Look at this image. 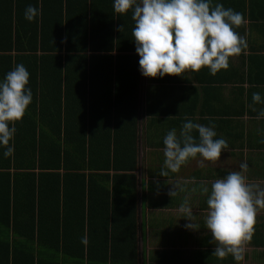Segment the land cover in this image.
<instances>
[{
  "label": "trees",
  "instance_id": "1",
  "mask_svg": "<svg viewBox=\"0 0 264 264\" xmlns=\"http://www.w3.org/2000/svg\"><path fill=\"white\" fill-rule=\"evenodd\" d=\"M134 27L114 0H0V79L25 63L34 96L0 147V264H140Z\"/></svg>",
  "mask_w": 264,
  "mask_h": 264
},
{
  "label": "crops",
  "instance_id": "2",
  "mask_svg": "<svg viewBox=\"0 0 264 264\" xmlns=\"http://www.w3.org/2000/svg\"><path fill=\"white\" fill-rule=\"evenodd\" d=\"M217 3L242 13L245 21L235 31L245 38L247 48L230 58L227 69L216 75L204 67L181 76H141L138 166L134 172L139 194L135 222L140 263L145 253L140 240L144 239L147 264H237L231 255L223 260L213 255L215 244L205 225L208 195L203 188L210 189L216 179L239 170L242 162L248 164L245 173L248 182L264 188V118L257 119L264 105L252 102L254 92L264 96V0H212L211 6ZM94 118L98 119L95 115ZM186 119L214 126L216 139H225L228 150L222 152L221 160L216 163L206 161L200 167L196 160H191L179 173L161 176L164 137L173 128L179 134ZM193 135L198 140V133ZM177 183L184 191L172 198L168 193ZM185 197L198 230L187 229L185 225L194 221L185 219L179 212ZM78 208L75 204L71 209L72 217H77ZM77 226L82 227L78 221ZM244 257L239 264H264V209L256 216Z\"/></svg>",
  "mask_w": 264,
  "mask_h": 264
},
{
  "label": "clouds",
  "instance_id": "3",
  "mask_svg": "<svg viewBox=\"0 0 264 264\" xmlns=\"http://www.w3.org/2000/svg\"><path fill=\"white\" fill-rule=\"evenodd\" d=\"M211 4L212 0H114L116 13L132 12L135 21L132 35L140 57L139 71L144 77L181 76L204 67L216 75L229 67L231 57L247 48L245 38L235 31L245 22L243 14L225 9L220 3L214 7ZM24 15L27 21L33 22L39 10L29 5ZM29 81L30 73L23 64H17L0 79V147L5 149V158L14 153L16 123L22 121L33 102ZM252 102L264 105V96L254 92ZM259 118H264V109L260 110ZM194 132L198 133V140ZM216 137L214 126L186 119L179 134L173 128L164 137V167L159 174L168 177L170 173H179L191 160H196L200 167L206 161H220L222 152L228 150V143ZM247 171L248 164L242 162L239 170L216 179L210 189L203 188L208 195L205 225L215 244L213 255L220 260L231 255L237 264L245 258L256 216L264 209V188L248 182ZM182 191L184 188L177 183L168 194L173 198ZM179 212L185 219L194 221L185 225L187 229L198 230L187 197ZM83 243H87L86 237Z\"/></svg>",
  "mask_w": 264,
  "mask_h": 264
},
{
  "label": "rangeland",
  "instance_id": "4",
  "mask_svg": "<svg viewBox=\"0 0 264 264\" xmlns=\"http://www.w3.org/2000/svg\"><path fill=\"white\" fill-rule=\"evenodd\" d=\"M143 139H144V137H143ZM142 139H141V137H140V141H141ZM142 158V153L140 152V150H139V159H141ZM176 231H177V229H176ZM177 232H179V230L177 231ZM141 233H142V230H141ZM141 241V244H142V246H143V248H144V251H145V253H144V255L141 257V263L140 264H147V258H148V256H147V250H145V240L144 239H141L140 240ZM140 244V245H141ZM144 257V258H143Z\"/></svg>",
  "mask_w": 264,
  "mask_h": 264
}]
</instances>
